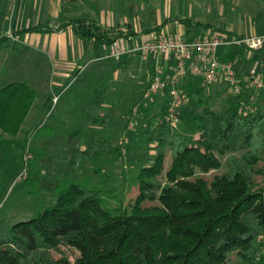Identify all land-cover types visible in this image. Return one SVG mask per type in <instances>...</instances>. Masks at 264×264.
Listing matches in <instances>:
<instances>
[{"label": "trees", "instance_id": "trees-1", "mask_svg": "<svg viewBox=\"0 0 264 264\" xmlns=\"http://www.w3.org/2000/svg\"><path fill=\"white\" fill-rule=\"evenodd\" d=\"M168 22L144 34L161 37ZM75 25L80 38L107 47L134 36L111 35L86 20ZM147 88L134 108L144 105ZM245 94L223 111L205 106L189 121V136L172 126L164 101L159 122L141 126L155 155L138 170L135 198L109 207L118 191L104 168L123 159L124 143H111L115 124L107 108L116 105L115 94L100 89L81 109L84 125L68 138L67 160L69 177L91 173L102 183L71 182L45 212L14 225L2 221L0 264H264V113L257 106L244 113ZM37 96L26 83L0 87V135H18ZM221 157L226 170L202 177L220 169Z\"/></svg>", "mask_w": 264, "mask_h": 264}, {"label": "rangeland", "instance_id": "rangeland-1", "mask_svg": "<svg viewBox=\"0 0 264 264\" xmlns=\"http://www.w3.org/2000/svg\"><path fill=\"white\" fill-rule=\"evenodd\" d=\"M137 2L142 7L138 8L139 19L138 16L137 19L130 17L134 29H153L166 20L182 19L193 24L200 23L248 34L254 22L258 25L264 24L262 0H137ZM124 4L126 5L121 3L119 5L120 14L121 11L125 13L124 11L129 9L128 3ZM174 22L172 24L178 28L180 22ZM170 28L173 29L174 26L165 27L168 32H171ZM129 81L120 83V88L118 87L120 91L115 94L119 112L113 118L115 125L111 143L113 145L124 143V157L112 166L104 168L115 180L118 191V200L108 199L109 207L117 205L120 201L127 204L135 198L138 170L146 167L148 161L155 155L153 151L148 150L149 146L141 136V126L153 119L158 123L163 102L166 101L163 96H156L153 102L155 105L152 107L143 102L144 105L139 109L136 119L137 124L130 128L127 117L139 101L147 80L142 78L141 82L130 79ZM76 88L73 87L57 107L55 103L49 104V109L41 115L42 111L38 107L41 105V99L46 96L45 87H37L36 108L30 112L18 135L15 137L0 135V223L5 221L14 225L45 212L57 202L60 193L71 182L89 186L102 183L91 173L88 175L89 178L79 174L69 177L68 138L82 126L83 122L82 117L78 118L80 113L76 112L73 104L77 99ZM220 89L222 90L218 96H215L213 91L210 93L204 91L201 95L187 92L190 101L181 110L183 119H178L172 126L189 136V121L205 106L215 111L227 109L237 97L225 86ZM246 91H252L251 95L254 97L251 102L244 100L246 101L243 105L244 113L254 111L257 98L264 97V90L251 88ZM259 109L264 113V107ZM220 161L219 170L201 176L209 180L215 174L225 171L226 157H221ZM170 163L171 156L167 152L165 169ZM197 173L200 174L198 171ZM259 243L262 245L264 255V237L259 238Z\"/></svg>", "mask_w": 264, "mask_h": 264}, {"label": "crops", "instance_id": "crops-1", "mask_svg": "<svg viewBox=\"0 0 264 264\" xmlns=\"http://www.w3.org/2000/svg\"><path fill=\"white\" fill-rule=\"evenodd\" d=\"M119 2L124 6L125 2L128 3V11H121L120 14ZM141 7L137 0H0V87L10 83H26L36 91L37 87H45L46 96L38 107L42 111L41 115L49 109V104L55 103L57 107L63 97L73 87H77V99L73 104L76 112L80 113L78 118L83 117L82 107L100 89L109 88L116 94L120 91V83H128L129 79L141 82L142 78L147 80L148 87L154 66L161 65L167 71L173 66L171 58L149 56L127 57L121 61L107 59V46L95 40L82 39L75 31V23L86 20L111 35L133 33L145 39L149 35L144 32L152 29H134L130 19L131 16L140 18L138 8ZM180 20H166L169 22L165 27L169 25L174 28L168 32L164 27L162 36L180 33L191 39L205 35L211 29L241 37L264 35L263 23L258 25L254 22L249 33L245 34L243 31L211 25L210 29L189 28ZM174 21L180 22L178 28L172 24ZM152 36L156 37L157 34ZM221 58L232 62L238 75L243 76L255 69L264 80V47L258 51H247L241 47L223 49ZM182 88L199 95L204 91H213L218 96L223 86L206 87L200 81L195 83L190 79L185 81ZM251 93L246 91L243 99L251 102L254 97ZM37 100L31 111L36 108ZM153 102L147 101L146 104ZM255 104L257 108L264 107V97H258ZM118 108L115 104L108 106V110H113V118L119 112Z\"/></svg>", "mask_w": 264, "mask_h": 264}, {"label": "built area", "instance_id": "built-area-1", "mask_svg": "<svg viewBox=\"0 0 264 264\" xmlns=\"http://www.w3.org/2000/svg\"><path fill=\"white\" fill-rule=\"evenodd\" d=\"M241 47L247 51H258L264 47V35L241 37L223 32L210 31L202 36L185 38L182 34L163 35L147 38L140 36L122 37L113 42L106 54L107 59L121 61L127 57H169L173 66L165 70L155 65L144 102L154 101L156 96L167 93L168 119L171 124L178 120V114L189 102L187 92L182 88L185 81L196 79L206 87L216 85L227 87L236 97L248 89L264 90V80L255 69L238 75L232 62L221 58V51ZM139 106L129 117L133 128L138 119Z\"/></svg>", "mask_w": 264, "mask_h": 264}]
</instances>
